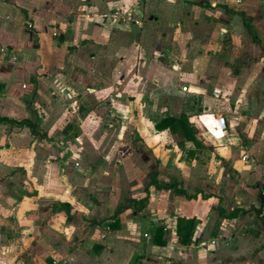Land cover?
<instances>
[{
    "label": "crops",
    "instance_id": "1",
    "mask_svg": "<svg viewBox=\"0 0 264 264\" xmlns=\"http://www.w3.org/2000/svg\"><path fill=\"white\" fill-rule=\"evenodd\" d=\"M0 117V264H264V0H0Z\"/></svg>",
    "mask_w": 264,
    "mask_h": 264
},
{
    "label": "trees",
    "instance_id": "2",
    "mask_svg": "<svg viewBox=\"0 0 264 264\" xmlns=\"http://www.w3.org/2000/svg\"><path fill=\"white\" fill-rule=\"evenodd\" d=\"M7 120L5 118L0 117V121ZM21 124H29L36 134H40L38 126L36 123L32 121L22 120L20 121ZM156 130L164 131L168 130L172 134H176L181 137V140L178 142L181 148H185L186 142H191L196 147H204L203 143L199 139L197 133L198 129L193 122L190 121V116L185 113L181 112L179 114H169L167 113L164 117H162L155 125ZM195 151H190V155H194ZM158 189H171L177 195H184L189 199L196 198L198 195V191L196 193L188 192L179 181L173 182H160L157 179L152 181ZM149 200V190H146V195L141 198H131L128 199V204H134L137 210H142L148 203ZM127 204H122L120 208L116 211V214L120 213L123 209L127 208ZM219 213L221 216L225 217H235L240 211L245 212V209H233V211L227 213L225 209L219 208ZM199 224V220L195 217H178L177 219V233L179 235V242L182 244H191L193 241L194 233L197 229ZM164 236V226H160L155 235V241L159 242V238H163ZM166 240H162V244H166Z\"/></svg>",
    "mask_w": 264,
    "mask_h": 264
},
{
    "label": "built area",
    "instance_id": "3",
    "mask_svg": "<svg viewBox=\"0 0 264 264\" xmlns=\"http://www.w3.org/2000/svg\"><path fill=\"white\" fill-rule=\"evenodd\" d=\"M109 17L112 19V20H118V19H128L129 21H132L134 22L135 24H140V21L135 19L134 18V15H133V11L130 7L128 6H123V7H118L116 9H114ZM184 91H187V87H184L183 88ZM212 93L214 95H217V96H220L221 95V89L219 88H214L212 90ZM218 125L223 129L225 130L227 128V118L225 117V115L223 114H219L217 115V119H216ZM242 158L244 160L247 159V155H243ZM76 166H78V163H76ZM68 196V193H66L64 196H62L61 198L63 199V197H66ZM109 228V227H108ZM220 239H222V241L225 243V244H229L232 240V237H228V236H225V235H219L218 238H214L210 241V243L214 246L218 245L219 242H220Z\"/></svg>",
    "mask_w": 264,
    "mask_h": 264
},
{
    "label": "rangeland",
    "instance_id": "4",
    "mask_svg": "<svg viewBox=\"0 0 264 264\" xmlns=\"http://www.w3.org/2000/svg\"><path fill=\"white\" fill-rule=\"evenodd\" d=\"M102 115H103L102 117H103V119H104L105 121H109V116H108L107 113H103ZM117 164H120V162L117 161Z\"/></svg>",
    "mask_w": 264,
    "mask_h": 264
},
{
    "label": "water",
    "instance_id": "5",
    "mask_svg": "<svg viewBox=\"0 0 264 264\" xmlns=\"http://www.w3.org/2000/svg\"><path fill=\"white\" fill-rule=\"evenodd\" d=\"M66 199L69 200V201H71V198H69L68 196H66V197L63 198V200H66Z\"/></svg>",
    "mask_w": 264,
    "mask_h": 264
}]
</instances>
